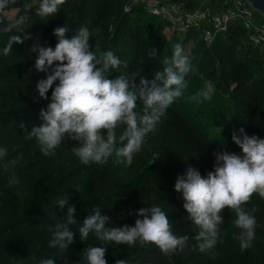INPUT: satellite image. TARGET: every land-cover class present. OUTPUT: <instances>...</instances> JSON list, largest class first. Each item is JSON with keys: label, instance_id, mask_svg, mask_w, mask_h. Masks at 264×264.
Returning a JSON list of instances; mask_svg holds the SVG:
<instances>
[{"label": "trees", "instance_id": "1", "mask_svg": "<svg viewBox=\"0 0 264 264\" xmlns=\"http://www.w3.org/2000/svg\"><path fill=\"white\" fill-rule=\"evenodd\" d=\"M69 1L67 0L66 5ZM37 2L38 0H17L14 7L20 8L21 15H24L27 11L25 5L31 3L36 6ZM223 4L224 0H220L214 11L224 10ZM92 6V0H80V3L71 7L69 16L76 13L77 19L70 26L71 31L68 38L74 35L73 30H77L82 24L86 18L85 12L92 10ZM186 7H190V5L187 3ZM62 10L63 8L60 10L59 18L65 16ZM35 11L32 9L30 15ZM100 12L99 14H101ZM143 13L157 17L146 10V5H136L132 7L131 12L124 15L119 26L132 24L133 28L136 27L133 21L135 18L140 19L142 17L140 15ZM128 14L134 19L127 20L125 23L124 19L129 17ZM69 16L62 20H68ZM59 18L39 19L36 28L31 32L32 38L24 43L14 44L10 55L35 62L38 53L32 52L31 49L35 44L40 43L39 37H43L41 39L43 43L41 42L40 45L55 47L58 41L53 34V29L58 26ZM118 30L111 40L103 41L105 46H102L103 49L98 48V52L111 49L119 57H124L116 47ZM39 31L43 36L38 35ZM134 31H137V28ZM191 32L192 30L189 31V33ZM124 34L122 39L134 44L129 31ZM7 37L8 34L0 36V43L6 42ZM157 37L146 47L153 48L157 44L166 43L163 36ZM241 38H244L246 42L241 43L239 41ZM220 41L227 48H231L237 57L233 72L226 76L228 81L225 82V85L228 87H224L223 91L227 93L231 90V85H235L234 91L241 93L245 103L237 105L234 102L232 106H229L223 102L221 104L219 101L222 99L214 96L210 101H204V103H217L220 106V112L225 107H231L233 110L231 123L233 133L239 134V130L243 128L250 136L264 137V104L254 105L256 95L264 90V63L258 59L261 56L260 49L249 42L247 32L239 24H235L228 33L221 35L214 44ZM235 47L242 48L244 52H237ZM171 48L172 46L169 44L165 47L169 51ZM4 59L5 57L1 58V60ZM134 60L139 68H146V72L152 76L156 71L162 69L160 61H157L156 66L144 63L145 60L139 52L136 53ZM209 60L214 62L210 58L209 49L204 48L196 58L194 66L196 67L194 69L196 77L203 79L214 77L215 69L207 71L204 67ZM14 68L12 70L10 66L0 69V84L7 82L0 86V99L7 98L11 102H15L13 103L15 112L11 111L10 114H17L19 119L17 124L25 126L22 129H16L13 119L2 117V111H0V126H4L6 129L0 135V146L8 150L13 149L16 144L24 153L20 156L21 151H16L12 157L7 155L6 163L0 165V264H36L37 260L48 256H54L55 264H77L74 262L78 260H82L80 264H86L84 249L89 246H104L96 238L92 239L91 235L88 240H83L78 244L81 251L79 254L76 253L77 251L70 254L69 261L64 257H59L67 249L60 251L55 247L48 246V240L51 238L49 227L63 218L68 205L77 206V201L82 198L89 199L87 206L89 214L94 206L100 205L104 209V214L110 217L109 223L118 226L125 223L134 226L136 219H143L138 214L140 208L159 204L168 213L170 222L173 223L174 232L177 235L189 237L188 243L183 249L170 255L162 253L154 244L137 243L133 246L110 244L106 251L108 264H117L118 260H124L126 264H176L178 263L176 258L181 254L187 256L188 264H264V199L257 194H253L252 200L245 205L248 209H255L253 214L257 218L258 225L256 239L251 248L243 252L240 251L239 242L234 238V233L238 231L233 223L236 218L235 213L227 208L222 213L224 223L221 226L220 238L215 248L201 253L196 246L197 242L194 236L199 229L186 219L189 214L183 207L182 193L175 189V183L178 177L184 175L190 167L199 170L202 176H206L209 171H214L216 153L228 151L242 154V150L232 138L225 145L218 144L214 147L208 145V142H214V140L201 130L200 122L193 119L184 96L178 98L167 110L155 131L147 136L143 150L134 156L130 166L125 167L117 163L114 156L104 164L89 163L85 165L81 163L80 166H73L69 171V180L85 174L86 190L74 187L73 196L76 194L77 197H74L75 199L73 196L69 197V204L63 209L59 208L61 215H56L54 210L59 207L56 206V200H59V197H56L55 192L57 185L64 181V177L52 162L53 155L27 161L31 146L37 142L35 138L28 137V133L32 130L29 124H42L41 109H46L50 102L52 89H49L48 99H45L40 96L37 89H27L23 84L11 83L13 76L23 72L25 63H18ZM221 76L223 78L225 75ZM191 77L188 79L191 80ZM191 82L193 80L189 83L191 84ZM218 82L223 85L220 81ZM202 87L199 84L194 85L192 93L195 94ZM26 93L29 95L26 96ZM30 102H33L34 109L30 107ZM240 108H244L246 111L240 114ZM78 143L71 140V156H75L72 148L78 146ZM19 157L20 159H18ZM198 162L199 166H203L202 169L196 168ZM13 177L18 178L16 183L11 182ZM122 206L127 207L121 209Z\"/></svg>", "mask_w": 264, "mask_h": 264}, {"label": "clouds", "instance_id": "2", "mask_svg": "<svg viewBox=\"0 0 264 264\" xmlns=\"http://www.w3.org/2000/svg\"><path fill=\"white\" fill-rule=\"evenodd\" d=\"M66 2L38 0L36 6L25 5L24 15L13 17L10 13L17 0H0V36L8 34L6 42L0 43V56H9L14 44L32 38L27 27L32 9L36 10L37 18L48 20ZM70 31L66 24L57 26L53 29L58 41L55 47L35 44L31 49L38 53L34 68L44 73L51 69L46 79L37 84L39 94L48 99L49 89L52 93L46 109H41L42 124L33 127L28 137L35 138L45 157L54 155L67 137L79 142L72 152L85 165L104 164L114 156L117 163L130 166L134 156L143 150L147 136L184 95L188 76L194 70L193 58L182 42H176L171 55L162 59V70L156 71L152 79L141 75L136 83L129 76L126 60L111 49L94 50L96 45L93 48L90 44L92 33L88 26L80 27L68 38ZM148 55L156 57L158 52L151 48ZM213 92L212 88L204 87L190 99L196 103L210 101ZM216 128L221 134V128ZM232 139L242 154L216 153L214 171L202 176L199 170L190 167L175 183L189 214L186 219L199 229L194 239L201 253L217 245L226 208L235 213L233 223L238 231L234 238L240 251L251 248L256 239L255 209L245 205L253 194L264 199V137L250 136L241 128L239 134L233 133ZM7 155V149L0 146V165L6 163ZM17 180L13 177L11 182ZM67 204L68 195L57 201L61 209ZM76 211L74 204L68 206L63 218L49 227L48 246L61 251L73 242L74 233L69 226L78 224ZM138 214L143 219H136L134 226L127 223L118 226L109 223L110 217L100 205L94 206L79 224V232L82 240H88L91 235L104 246L86 247L83 251L86 264H108L106 251L110 244H154L166 255L187 245L189 237L174 232L173 223L161 205L144 206ZM36 264H55L54 256L40 258ZM117 264L126 262L118 260Z\"/></svg>", "mask_w": 264, "mask_h": 264}, {"label": "rangeland", "instance_id": "3", "mask_svg": "<svg viewBox=\"0 0 264 264\" xmlns=\"http://www.w3.org/2000/svg\"><path fill=\"white\" fill-rule=\"evenodd\" d=\"M156 0H92L93 6L92 10H88L85 12L86 18L84 21H82V24L78 27V29L82 26H88L91 33L92 38H90V44L94 48V50L98 52V48L104 47L105 44L103 41L105 40H111V38L115 35L117 29L118 30V40L116 43V47L119 53H121L124 57L121 58L122 60H126L128 62V72L131 79H134L136 83H139L140 76L143 75L148 79H152L153 76L146 72V68H139L137 65L136 60H134V57L137 52H139L143 59L145 60L144 63H150L154 66L157 65V61L161 63L162 59L166 56L171 55V51L166 50L165 47L173 45L176 42H182L185 45L186 51L192 56L193 58V64L195 66L196 58L200 55L202 50L204 48H208L210 51V58L214 60V62H211L209 60L205 64V69L207 71H212L215 69V74L212 79L208 78H198L196 77V72L194 70L189 74L188 78L191 77V84L189 83L188 88L185 90L184 98L186 100L187 105H189L190 112L193 115V119L200 122L201 130L208 135L209 138H212L214 142H208V145H212L213 147L215 145H225L231 141V138L233 136V128L231 127L232 123V114L233 110L231 107H225L222 109V111H219V105L217 103H211V104H205L203 103H196L195 101L191 100L190 97L194 94L192 93V87L194 85L199 84L204 87H209L214 90L213 96L222 99V101H219L225 104H229V106H232V104L235 102L237 105H241L242 103H245L242 99V95L239 92L234 91L235 85H231V90L229 92H225L224 87H228V85H225V82L228 81L226 76L231 74L233 72V66L234 63L237 61V57L235 56L234 52H232L231 48H227L226 45L220 41L218 43H212L207 44L204 41V29L203 26L201 28L194 27L192 28V32L189 33L187 31L181 30L178 31V29L175 28L173 23L163 17L157 16L152 17L148 14H142L140 19L138 18H132V16L126 17L125 23H127V20L134 19L133 23L136 25V27H132L130 24H125V26H119L120 21L124 18V15H127L128 12H131V9L133 6L136 5H148L152 4ZM245 1V0H243ZM160 3H165L166 7L169 11V13L177 14L182 12L191 13L195 10H201L205 8H209L210 10L216 9V7L219 5L220 0H159ZM234 0L228 7L234 6ZM80 3V0H70L67 5L64 4L62 6L64 11V17L69 16L71 13L72 8L75 5ZM189 4L190 7H186V4ZM224 6V4H223ZM249 6V5H248ZM224 6L225 8H228ZM250 7V6H249ZM105 10H104V9ZM101 11V12H100ZM144 11V10H143ZM149 12V10H147ZM21 9L14 7L13 11L10 13V16H19L21 15ZM99 12L101 14H99ZM255 12V11H254ZM94 14V15H93ZM60 15V11L53 16V19ZM74 15L69 16V19L64 21V17L58 19V26H63L66 24L69 28L72 25L73 21L77 19V17ZM255 15L260 23L264 22V18L255 12ZM134 17V16H133ZM62 20V21H61ZM39 21V18L35 16V12L29 17L28 20V31L30 33L34 28H36L37 23ZM137 31H134L136 30ZM77 29V30H78ZM131 29V30H129ZM133 29V31H132ZM76 29L73 30V34L77 31ZM190 30V31H191ZM195 30V31H193ZM130 35H132L133 43L131 44L125 39H122L124 37V33L128 32ZM39 31V36H40ZM43 36V34H41ZM163 36L166 43L157 44L156 47H153L157 50L158 55L156 57H151L148 55V52L151 50V48L146 47L147 44L154 41V39L158 38L157 36ZM242 36V35H241ZM240 36V37H241ZM39 44L43 41V37H39ZM28 41V40H27ZM217 41V40H216ZM241 43H245L246 40L244 38L239 40ZM145 43V44H143ZM198 43H200L198 45ZM43 46V44H42ZM141 46V47H138ZM162 49H161V48ZM236 51H241L242 48L235 47ZM106 50V49H105ZM260 57L258 59L262 60L264 63V51L260 50ZM4 56H0V69H5L7 67H12V70H14V66L18 63H25V68L23 72L20 75L13 76L11 83L16 84H23L27 89H37V84L41 79H46L48 73L40 72L34 68L35 62L28 61L24 58L16 57L15 55H9L5 57L4 60H1V58ZM256 57V58H257ZM156 64V65H155ZM160 66L163 68V64L161 63ZM196 69V67H194ZM162 70V69H161ZM132 73H137L134 77L132 76ZM222 74L225 76L222 78ZM113 75H116L114 73ZM194 75V76H193ZM195 77V78H194ZM111 78V77H110ZM194 78V79H193ZM221 82L220 85L219 82ZM230 81V80H229ZM6 84L7 82H2ZM0 84V86L2 85ZM219 84V85H218ZM230 89V87H229ZM29 94L26 93V96ZM218 102V103H219ZM11 103V104H9ZM15 103L14 101L11 102L7 98H1L0 99V111H2L1 115L2 117H11L13 121L16 123L14 127L16 129H22L25 125H19L17 124L18 115L10 114V112H15V106L13 105ZM264 104V90L259 92V94L255 97L254 105H262ZM30 107L34 109L33 102H30ZM3 109V110H2ZM9 111V112H8ZM246 111L244 108H240L239 113H243ZM224 124V125H223ZM30 127L39 126L40 124H29ZM29 127V126H28ZM221 128V134L219 133L218 129ZM4 126H0V135L3 131H5ZM237 134V133H236ZM222 135V136H221ZM16 151H21L20 156L24 153V151L16 144H14L13 149H8V156L12 157L15 155ZM29 158H27V161H31L32 159H42L45 157L41 151L39 150L38 143L35 142L29 151ZM52 162H54L55 167L57 170H60L64 181L60 182L59 185H57L55 195L56 197H59L58 199L68 195V204H69V197L73 196V193L75 189H82L86 190V185L84 181V175L81 174L75 179L69 180V171L72 169L73 166H80L82 165L78 157L71 156V140L69 138H65L62 142V145L56 150L55 154L53 155ZM20 159V157L18 158ZM201 163H203L201 161ZM200 163L198 162V165L196 168H203V166H199ZM75 187V189H74ZM78 187V188H76ZM76 194H74V197ZM75 199V198H74ZM88 198H82L80 201L78 200L76 203V215L75 218L78 221L77 225H71L70 230L74 233V240L71 244L68 245L67 250L62 252L59 257H64L68 261L70 258V254H72L74 251H77L76 253L79 254L81 249L78 247V244L81 243L83 240L81 239L80 232H79V224H82L83 221L89 216L90 214L87 211L88 206ZM58 200H56L57 203ZM57 206V205H56ZM69 206V205H68ZM126 208L127 206H122V208ZM60 207H56L54 210V213L56 215H61V212L59 210ZM66 213V212H65ZM63 214V216L65 215ZM92 239H94V236H90ZM69 258V259H68ZM177 262L176 264H188L187 256L184 254L179 255L176 258ZM72 261V260H71ZM82 261V260H81ZM81 261H76L74 263L80 264ZM194 261V260H192ZM126 262V261H125ZM85 263V261H84Z\"/></svg>", "mask_w": 264, "mask_h": 264}, {"label": "built area", "instance_id": "4", "mask_svg": "<svg viewBox=\"0 0 264 264\" xmlns=\"http://www.w3.org/2000/svg\"><path fill=\"white\" fill-rule=\"evenodd\" d=\"M234 6L215 12L209 8L191 13H169L166 4L156 0L146 5V10L155 16L163 17L173 23L178 31L189 32L192 28L203 26L204 41L214 43L221 35L229 32L235 24L241 25L247 32L249 42L264 51V22L260 23L255 12L243 0H234Z\"/></svg>", "mask_w": 264, "mask_h": 264}, {"label": "water", "instance_id": "5", "mask_svg": "<svg viewBox=\"0 0 264 264\" xmlns=\"http://www.w3.org/2000/svg\"><path fill=\"white\" fill-rule=\"evenodd\" d=\"M233 0H224V6L228 7ZM250 8L264 18V0H245Z\"/></svg>", "mask_w": 264, "mask_h": 264}]
</instances>
